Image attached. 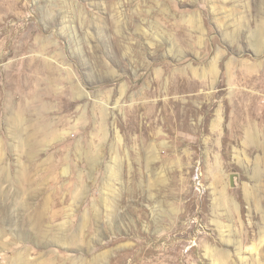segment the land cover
I'll use <instances>...</instances> for the list:
<instances>
[{
	"label": "rangeland",
	"instance_id": "obj_1",
	"mask_svg": "<svg viewBox=\"0 0 264 264\" xmlns=\"http://www.w3.org/2000/svg\"><path fill=\"white\" fill-rule=\"evenodd\" d=\"M0 264H264V0H0Z\"/></svg>",
	"mask_w": 264,
	"mask_h": 264
}]
</instances>
